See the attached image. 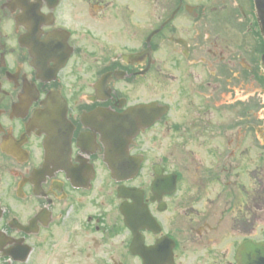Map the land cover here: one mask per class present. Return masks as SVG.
Masks as SVG:
<instances>
[{
    "label": "flooded vegetation",
    "instance_id": "obj_1",
    "mask_svg": "<svg viewBox=\"0 0 264 264\" xmlns=\"http://www.w3.org/2000/svg\"><path fill=\"white\" fill-rule=\"evenodd\" d=\"M263 62L264 0H0V264H264Z\"/></svg>",
    "mask_w": 264,
    "mask_h": 264
}]
</instances>
